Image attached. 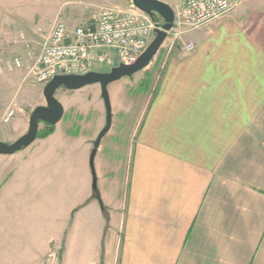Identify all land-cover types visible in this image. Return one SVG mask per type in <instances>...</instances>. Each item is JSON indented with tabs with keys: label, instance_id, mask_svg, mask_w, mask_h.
<instances>
[{
	"label": "crops",
	"instance_id": "1",
	"mask_svg": "<svg viewBox=\"0 0 264 264\" xmlns=\"http://www.w3.org/2000/svg\"><path fill=\"white\" fill-rule=\"evenodd\" d=\"M37 3L0 0V61L16 35L28 37ZM63 20L69 29L88 21ZM155 57L144 72L155 82L135 74L144 102H110L106 135L126 140H100L98 198L84 159L64 190L57 162L66 137L56 128L8 155L0 264H49L55 254L58 264H264V0H240Z\"/></svg>",
	"mask_w": 264,
	"mask_h": 264
},
{
	"label": "rangeland",
	"instance_id": "2",
	"mask_svg": "<svg viewBox=\"0 0 264 264\" xmlns=\"http://www.w3.org/2000/svg\"><path fill=\"white\" fill-rule=\"evenodd\" d=\"M36 1L38 3L29 11H31V13H36L39 18L38 16L31 15L32 17L30 16V20H27V23H24L25 26L26 24L28 26V28L24 27L29 30L28 37H23L22 35L19 38V36L16 35V48L14 49V53H12V56L4 59V61H0L1 66H4L5 62L9 60V63H11V66L8 68L5 64V67H2V70L0 71V141L6 143H12L27 131L28 118L34 107L38 105H45V99L43 96L44 85L34 78L33 73L29 72V67L30 63L33 62L35 57L39 54V48L46 36L49 34L51 25L54 23L55 19L59 15L62 19H64L68 13H73L76 21H81L83 19L89 20V17H94L103 8H115L114 5L122 6L125 4V1L126 7L124 9L120 7H116V9L128 10L133 7L131 0ZM49 1L54 2V4ZM15 12L17 14L19 13V10H15ZM82 12L84 13L83 16L80 15ZM48 21L52 23H49L45 31H38L39 36L32 31V29H43ZM75 24H70L69 27H72ZM19 35H21V33ZM169 47L170 39H165L161 44L159 51L168 49ZM28 54L34 58L29 59ZM15 58H18L21 61L20 66L15 64ZM156 61L157 57L154 56L149 65L144 68V71H142L143 74L146 72L145 70L149 68L150 64L154 65ZM109 67L110 66L102 65L100 67H95L94 69L98 71H106ZM135 74L132 77H122L108 85L110 102L114 98L121 99L129 95L132 97L135 104L139 103L140 98L144 95L141 94L142 87L137 83L143 79V77H141L143 75ZM145 75L146 74H144V76ZM144 78L148 82H155L154 78L153 81H151L150 73H148V75ZM55 97L63 106V116L59 122L54 125V128H56L58 132H62V134L66 137V141L58 145L59 152H61V159L57 162L58 171L62 173L61 175L64 181V190H66L70 185L72 177L75 175L74 165L77 158L80 161H82V159L86 160L92 177L93 173L96 177L95 156L93 159L92 172L89 167V155L92 150V143L105 123V108L100 97L98 84L86 85L76 90H67L63 87H59L55 91ZM141 100L144 102L145 98L142 97ZM137 106L135 107L133 105L132 108L136 109ZM8 107L14 108L15 113L14 117L9 122L4 123L2 121V116ZM132 113L134 114V112ZM120 118L123 120V115H120ZM44 127L45 124L40 122L38 130H42ZM119 127L120 126H118V128ZM95 130H98L96 135L94 134L95 132H93ZM108 136L109 135L105 134L103 140H106L113 146L117 145L118 147H121L126 140V138H124V136L117 131L114 133V136ZM9 158L10 157H8V155H0V177L4 174V166L10 162ZM44 221L46 220L41 217V226L45 227L46 225ZM53 257L48 258L50 260L49 264H58L57 255L55 254Z\"/></svg>",
	"mask_w": 264,
	"mask_h": 264
},
{
	"label": "built area",
	"instance_id": "3",
	"mask_svg": "<svg viewBox=\"0 0 264 264\" xmlns=\"http://www.w3.org/2000/svg\"><path fill=\"white\" fill-rule=\"evenodd\" d=\"M240 0H181L173 8L174 21L167 32L172 46L187 31L197 29L227 14ZM162 19L139 11L103 8L90 20L69 29L59 15L40 46V52L30 63L29 72L45 85L54 75L84 74L95 67L131 64L145 50L161 29ZM193 48L192 43L184 44ZM28 58H34L28 54ZM21 65L18 58L14 60ZM98 71V70H97ZM8 107L2 116L4 123L14 117ZM55 255H52V257ZM54 258V257H53Z\"/></svg>",
	"mask_w": 264,
	"mask_h": 264
},
{
	"label": "water",
	"instance_id": "4",
	"mask_svg": "<svg viewBox=\"0 0 264 264\" xmlns=\"http://www.w3.org/2000/svg\"><path fill=\"white\" fill-rule=\"evenodd\" d=\"M132 6L149 15L151 18H161V29L154 30V37L145 50L131 64L119 63L109 67L106 71L91 70L84 74H61L54 75L43 87L45 105L34 107L28 118L27 131L12 143L0 141V154L11 155L30 145L37 137L39 123L55 125L63 116V106L55 97V91L59 87L67 90H76L90 84H98L100 97L105 108V123L99 130L93 141V147L89 155V165L93 172V159L100 140L109 130L111 125V104L109 99L108 85L122 77H132L133 74L147 67L152 58L157 54L161 44L167 37V32L172 28L174 21L173 8L162 0H131ZM93 190H96V177L93 173ZM98 198V196H97Z\"/></svg>",
	"mask_w": 264,
	"mask_h": 264
},
{
	"label": "trees",
	"instance_id": "5",
	"mask_svg": "<svg viewBox=\"0 0 264 264\" xmlns=\"http://www.w3.org/2000/svg\"><path fill=\"white\" fill-rule=\"evenodd\" d=\"M45 127L42 130H38L37 132V138H43L48 136L50 133L54 131V125H50L47 123H44ZM95 196H97L96 190H94Z\"/></svg>",
	"mask_w": 264,
	"mask_h": 264
}]
</instances>
